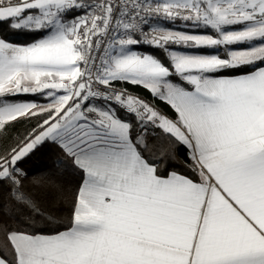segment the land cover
<instances>
[{
	"label": "snow or ice",
	"instance_id": "obj_1",
	"mask_svg": "<svg viewBox=\"0 0 264 264\" xmlns=\"http://www.w3.org/2000/svg\"><path fill=\"white\" fill-rule=\"evenodd\" d=\"M0 23L40 36L0 37V140L34 122L0 146V264H264V0H0ZM46 142L80 177L63 218L20 166Z\"/></svg>",
	"mask_w": 264,
	"mask_h": 264
},
{
	"label": "trees",
	"instance_id": "obj_2",
	"mask_svg": "<svg viewBox=\"0 0 264 264\" xmlns=\"http://www.w3.org/2000/svg\"><path fill=\"white\" fill-rule=\"evenodd\" d=\"M147 30V29H146ZM0 37L7 38L11 42L26 44L40 38L36 33L27 32L23 30H12L6 23H0ZM146 52L156 55L163 59V54L160 49L150 45H137ZM201 51H206L203 49ZM118 87L128 88L144 98L146 101L157 105L161 111L174 117L175 113L171 108L159 99H154L149 91L143 87L132 86L129 84L117 83ZM26 99L37 98L33 95L19 96ZM121 116L124 113H120ZM34 126V122L21 121L14 125V127L8 130V134L2 140H0V146L6 147L9 144H14L16 138H22V135L30 130ZM150 144H156L154 139L149 140ZM175 159L167 162L169 169L175 168L180 171H186L184 165L189 163L187 156V149L178 145L175 149ZM63 158L62 151L50 142H46L37 147L20 165L29 176V179L25 181L26 186L34 192L36 197L45 205L54 210L55 215L58 218H63L68 215L70 210L72 193L77 189L80 183V177L74 174V170L71 166V162L60 163ZM62 169V171H61ZM43 176L45 178L44 186L33 189L30 181L33 177ZM43 227V225H41Z\"/></svg>",
	"mask_w": 264,
	"mask_h": 264
},
{
	"label": "rangeland",
	"instance_id": "obj_3",
	"mask_svg": "<svg viewBox=\"0 0 264 264\" xmlns=\"http://www.w3.org/2000/svg\"><path fill=\"white\" fill-rule=\"evenodd\" d=\"M175 27H176V29H178V30H185L184 28H183V25H181V24H177V25H175ZM133 50H136V51H140V52H144V53H146V54H151V53H149V52H146V51H144L143 49H141L140 47H138V46H134L133 47ZM202 52H204V53H207V54H212L213 52H214V50H212V49H206V51H202ZM35 100V102H38V103H41L38 99H36V98H34ZM42 104V103H41Z\"/></svg>",
	"mask_w": 264,
	"mask_h": 264
},
{
	"label": "crops",
	"instance_id": "obj_4",
	"mask_svg": "<svg viewBox=\"0 0 264 264\" xmlns=\"http://www.w3.org/2000/svg\"><path fill=\"white\" fill-rule=\"evenodd\" d=\"M19 100H22V101H34L35 99H26V98H22V97H18ZM36 99H38L42 104H46L48 101L46 100L45 97H41V96H38Z\"/></svg>",
	"mask_w": 264,
	"mask_h": 264
},
{
	"label": "built area",
	"instance_id": "obj_5",
	"mask_svg": "<svg viewBox=\"0 0 264 264\" xmlns=\"http://www.w3.org/2000/svg\"><path fill=\"white\" fill-rule=\"evenodd\" d=\"M146 30V29H145ZM117 88H120V87H118V86H116ZM132 92V91H131ZM134 93V92H133ZM134 94H136V93H134ZM136 95H138V94H136ZM139 96V95H138ZM142 98V97H141ZM144 99V98H143Z\"/></svg>",
	"mask_w": 264,
	"mask_h": 264
}]
</instances>
